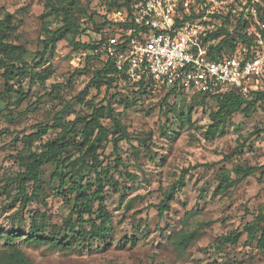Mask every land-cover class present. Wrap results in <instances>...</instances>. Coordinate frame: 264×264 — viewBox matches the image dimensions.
<instances>
[{
	"label": "rangeland",
	"instance_id": "obj_1",
	"mask_svg": "<svg viewBox=\"0 0 264 264\" xmlns=\"http://www.w3.org/2000/svg\"><path fill=\"white\" fill-rule=\"evenodd\" d=\"M70 1L81 26L87 28L86 33L75 37V41L82 43L112 32L116 25L111 21L99 26L110 20L113 11L119 9L117 5L126 0ZM50 2L55 0H0V18L5 11L13 16L5 40L23 45L24 58L30 64L38 60L35 54L42 50V24L50 29L60 24L61 16L49 11ZM196 2L201 16L211 7L219 11L211 15L215 30L223 26L230 38L241 32L234 29L240 16L250 25L254 22L248 13L250 6L264 5L262 0ZM88 54L75 47L68 36L57 42L54 53L46 54L40 69H34L33 81L29 73L19 78L14 72L9 82L13 90L9 93L3 92L4 68L0 67L2 234L16 230L14 242L32 264H264V250L257 249L254 243L244 244L241 239L236 245L226 244L217 249L214 241L219 235L241 229L264 210V175L259 172L224 192L215 190L226 170L231 172L238 165L264 164V133L256 132L260 127L259 114L252 111L244 116L236 112L218 119L217 105L210 97L180 94L165 99L162 90L133 94L132 87L116 86L107 92L105 86L97 89L89 80L102 62ZM47 66L50 74L42 79L39 72ZM55 84H60V88L52 87ZM20 88L21 95L17 92ZM90 106H109L118 112L131 136L130 141L118 143V155L111 135L100 142L97 150L108 170L105 206L109 223L105 237L87 242L76 239L69 250L28 243L30 216L35 212L42 215L38 221L44 223L45 234L54 233L58 239L66 236L65 222L71 205L68 202L74 197L64 188L65 197L56 193L58 181L51 179L55 165L48 162L41 168L38 197L20 207L16 184L11 180L19 170V158L40 150L42 144L61 132V128L52 127L40 134L32 126H51L57 112L61 123L67 124L90 113ZM212 116L217 117V123ZM100 121L109 132L113 131L108 116ZM69 142L65 155H80L82 138L72 136ZM118 160L121 164L115 167ZM201 163L211 165L194 167ZM92 180L93 175L87 178ZM175 182L177 188L169 210L159 216L151 204H157L162 193ZM192 230H197L196 238L180 249L176 238ZM3 242L1 239L0 248Z\"/></svg>",
	"mask_w": 264,
	"mask_h": 264
},
{
	"label": "trees",
	"instance_id": "obj_2",
	"mask_svg": "<svg viewBox=\"0 0 264 264\" xmlns=\"http://www.w3.org/2000/svg\"><path fill=\"white\" fill-rule=\"evenodd\" d=\"M134 1V0H130ZM264 2V0H262ZM70 0H55L47 4L49 11L61 16L60 24L54 28H47L42 24L41 31L43 37L40 39L42 50L36 52V59L30 64L25 60L26 48L23 45L13 44L7 42V32L12 28L13 16L11 13L5 11L2 18H0V67L4 68L2 76L4 78L3 92L9 93L12 87L9 82L14 77V72L19 78H23L27 73L30 74V81H33L34 69H40L44 64L47 53L52 54L56 49L58 41L66 39L70 36L71 43L78 49H83L89 54L88 57L96 58L102 62L99 69L93 71V75L89 80L95 88L99 89L105 86L106 92L112 87L120 86L130 88L120 84L115 76V70L109 59L101 58L100 54L92 53L97 47V42L103 38L102 34L97 37L89 39L88 42L75 41V37L79 34L87 32V28L81 26L79 19L75 15L74 6ZM129 1L126 0L122 4L117 5V8L128 6ZM257 4L256 9L258 16L264 20V5ZM262 11V14L260 13ZM110 22L105 20L99 27H104ZM250 21L243 20L240 16L235 24L234 29H239L241 32L230 38L229 32L220 26V30H214L204 37V41L214 39V44L210 45L211 53H219L221 51L230 50L237 40L250 42L249 35ZM224 33V34H222ZM221 36V37H220ZM218 41L216 42V40ZM39 73L42 74V79L49 76V66L44 68ZM60 84H55L52 87L60 88ZM133 94H145L154 92L150 88L144 87L140 84L139 87H132ZM160 90L164 91V98L167 99L173 95L191 94L199 95L203 99L205 97L212 98L217 110L215 116L218 119H225L233 113L240 112L244 116L249 115L250 112H257L255 99H242L233 92L225 93H201V92H187L177 89L174 86L162 87ZM18 94H23L21 88L17 90ZM108 116L112 122L113 131L109 132L101 123L100 119ZM215 116H212V121L217 123ZM260 123V121H259ZM65 124V123H64ZM62 124L59 119V112L53 118L51 126L35 123L32 127L37 129L38 133L44 134L52 127L61 128L58 136L49 140L40 146V150L33 151L27 156L19 158V170L11 179L15 184L16 196L20 197V207L29 204L34 198L38 197V192L41 190V168L45 163H54V170L51 173V179H57L58 186L56 193L65 197L62 189H68L74 197L70 198L71 202L69 208L68 219L65 222L67 235L58 239L54 233H44V223L38 221L40 215L35 212L30 216L29 230L27 232L28 243L46 244L51 248L69 250L75 244L76 239L82 241H90L93 239H103L107 231L109 223V212L105 206V187L107 168H104L99 154L97 152L100 142L107 140L111 135L113 149L118 155V143L122 140L128 142L131 136L127 131L125 125L120 121L118 112H115L109 106H90V113L83 117H77L74 120L68 121L67 124ZM264 133V126L260 124L256 131ZM80 136L82 142L79 149L80 155L72 158L71 155H65L66 149L70 146V137ZM29 137V136H27ZM121 162L118 160L115 167L119 166ZM209 163L196 164V166H209ZM234 176H231L230 173ZM231 172L226 170L215 190L220 193L226 191L228 188L248 176L257 172L264 175V164L260 165H238L234 167ZM183 174L181 172L180 176ZM93 175L94 180L87 181L89 176ZM66 187V188H65ZM177 188V182L173 183L167 190L162 193V198L157 204H151L157 210L159 216L169 210L170 202L173 199ZM30 189V192H28ZM66 199V198H65ZM88 225L84 228V225ZM83 228V229H82ZM77 229H80L77 232ZM0 230V240L3 239V248H0V264H32L31 260L24 254V252L15 244V238L18 236L16 230L2 234ZM197 230H192L189 233L180 235L176 238V242L180 249H185L189 243L196 238ZM3 237V238H2ZM243 239L244 244L251 243L255 245L260 251L264 250V210L258 212L252 221L245 222L241 229H235L228 234L217 236L214 241L217 242V249L222 248L226 244L236 245Z\"/></svg>",
	"mask_w": 264,
	"mask_h": 264
},
{
	"label": "built area",
	"instance_id": "obj_3",
	"mask_svg": "<svg viewBox=\"0 0 264 264\" xmlns=\"http://www.w3.org/2000/svg\"><path fill=\"white\" fill-rule=\"evenodd\" d=\"M215 12L211 7L201 16L196 0H134L113 11L116 26L92 53L110 60L124 86L255 99L264 126V20L250 6V42L237 40L230 50L211 53L214 39L204 37L215 30Z\"/></svg>",
	"mask_w": 264,
	"mask_h": 264
}]
</instances>
